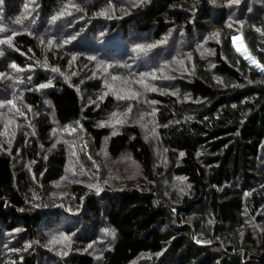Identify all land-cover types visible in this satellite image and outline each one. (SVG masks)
<instances>
[{
	"label": "trees",
	"instance_id": "16d2710c",
	"mask_svg": "<svg viewBox=\"0 0 264 264\" xmlns=\"http://www.w3.org/2000/svg\"><path fill=\"white\" fill-rule=\"evenodd\" d=\"M231 1L0 3V264H264V0Z\"/></svg>",
	"mask_w": 264,
	"mask_h": 264
},
{
	"label": "rangeland",
	"instance_id": "374dc122",
	"mask_svg": "<svg viewBox=\"0 0 264 264\" xmlns=\"http://www.w3.org/2000/svg\"><path fill=\"white\" fill-rule=\"evenodd\" d=\"M239 3H240V0H239ZM239 3H234L231 1L230 8L231 7L233 8V5H236ZM233 11H234V14H236V11L235 10H233ZM252 11H253V8H251L250 12H252ZM214 17L215 16H213V20H214ZM230 22H231L230 24H232V25H228V27L236 32V34L232 35L233 46L239 55H241L244 59H246L248 62H250V60L244 54H242V51H243L244 46H245V43L242 39V30L244 28V24L237 22V20H232ZM217 34L220 35V32L217 31L216 35ZM234 38H236L235 42H234ZM212 39H213V36H205V38L203 39L201 44H204L207 41L212 40ZM238 47L241 48V51L237 50ZM247 52L250 53L248 51V49H247ZM208 53L210 54V52H208ZM250 63L252 64L253 62H250ZM172 66L170 67V64H168L164 68L161 66H158L155 69H149L148 70V67H151V66L145 65L146 70H148L147 72L142 73L143 71H138V72H136V76H132L130 80H124L121 82V85H124L123 94L128 93V94L134 95V96L126 95L127 97H135V95H139V97L141 99H145L147 94H149V93H152L154 91L162 92L163 88L167 86L166 81L168 80V77H169L168 73H169L170 69L172 68ZM254 66H256V64ZM125 85H127V86H125ZM143 87H144V95H143ZM138 110H136V111H138ZM114 112L116 113L115 109H114ZM123 112H128V106L124 109ZM141 113H142V109L136 115L131 116V119L133 122H136L137 125L139 126V128L143 131L145 141L148 144L154 146V143L158 142L157 133H156V138L152 136V135H154V132L152 131V126H148L149 120L146 119L147 116L143 117ZM126 121L128 122L129 119L127 118ZM108 125H110V124H108ZM154 129L156 130L155 125H154ZM82 139H83V137L80 138V142H82ZM154 153L157 154L158 152H155V149H154ZM103 158H105V155L103 156ZM120 159H121V161H119V162L121 163V165L123 163H125V167L123 166L124 167L123 170H120L121 171V173H120L121 177H119V176L118 177L121 179L119 180V178H118V181H120V183L123 185L127 181H129L130 183H134V182L137 183L139 174L135 171L133 166H130V163H129V160L131 161L130 157L128 155H126ZM113 177H115V176H113ZM69 188H70V183H67V182L59 183V185L56 186V192L55 193L57 196L64 198L67 195H69ZM178 193H182V192H178ZM252 226H253L252 223H250L249 227L252 228ZM260 229H263V228L253 227L252 231H254L255 234H258L259 233L258 231ZM245 235H246V229H242L240 232L241 240L245 238ZM105 239L107 240V238H104V237L102 238V240H105Z\"/></svg>",
	"mask_w": 264,
	"mask_h": 264
},
{
	"label": "snow or ice",
	"instance_id": "6c2138e0",
	"mask_svg": "<svg viewBox=\"0 0 264 264\" xmlns=\"http://www.w3.org/2000/svg\"><path fill=\"white\" fill-rule=\"evenodd\" d=\"M2 2H3V0H0V3H2ZM233 2H234V3H239V0H233ZM104 14H105V13H103V12L101 13V15H104ZM55 19H57L56 16L53 17V20H55ZM217 35H218V34H217ZM235 39H236V38H234V42H235ZM138 47H143V46H138ZM237 50H238V51H241V48L238 47ZM242 54H244V55L250 60V62H255V61H254V58L251 57L250 53L247 52L246 45L244 46V49H243V51H242ZM257 66H258V67H261L262 70H264V66H260L259 64H257ZM13 67H15V65H13ZM41 87H46V85H41Z\"/></svg>",
	"mask_w": 264,
	"mask_h": 264
}]
</instances>
